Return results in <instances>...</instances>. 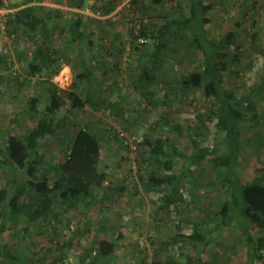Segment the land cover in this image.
<instances>
[{"label":"rangeland","instance_id":"obj_1","mask_svg":"<svg viewBox=\"0 0 264 264\" xmlns=\"http://www.w3.org/2000/svg\"><path fill=\"white\" fill-rule=\"evenodd\" d=\"M139 1L141 6L132 0H120L112 11L104 14L97 10L106 0H87L83 9L70 6L68 0H1L0 5L11 12L34 3L60 7L65 17L82 12L84 26L97 52V57L90 61L94 77L89 88L96 96L107 95L111 103H120L125 112L118 116L114 108L96 109L87 105L75 112L64 107L56 114V120L64 119L66 131L88 127L99 135L103 144L100 166L108 177L104 186L93 188L75 208L58 200L47 220L27 224L24 219L8 215L0 241L10 246L19 264H160L169 257L185 261L190 256L194 258L190 264H246L250 242L261 232L256 227L250 235H244L241 218L236 213L231 226L208 234L213 237L209 244H195L186 237L197 223L199 231L215 230L220 204L230 196L214 166L217 154L212 150L222 143L214 120H208L207 129L200 133L209 155L205 163L189 167L183 156L175 155L172 170L156 163H147L145 168L139 150L124 146V135L134 133L144 137L148 133L169 138L182 151L190 153L194 148L188 133L198 132L190 126L191 120L210 103L201 88L181 83V75L202 60V54L194 50L191 36L186 32L169 37L157 81L144 82L141 64L153 51L155 41L152 38L141 41L133 36V28L159 24L170 11L182 8L189 13L190 9L188 0H180L178 9L177 0ZM204 1L210 6L205 23L209 36L221 38L235 32V43L240 46L239 62H229L225 84L243 98L252 87L264 86V0ZM49 24L56 25L49 45L60 52L63 65L53 81L61 87H70L75 74L84 66L77 48L70 57L64 55L70 37L63 20L55 17ZM180 34L181 48L175 44ZM41 39L13 31L8 25L0 27V146L9 134L34 125L24 109L28 100L38 95L43 101L48 96L41 82L46 76L29 73L36 41ZM231 46L235 53V45ZM252 100L264 111V89L253 94ZM175 122L181 123L184 135L173 129ZM261 139H264V120L254 128H244L239 168L246 181L264 173ZM63 141V135L44 139L47 159H65ZM25 156L23 152L19 165L24 163ZM141 166L145 168L143 171H139ZM202 167L205 170L201 173ZM146 169L168 183L151 187L146 178H141ZM12 174V168L0 167V189ZM174 193L175 201L166 205L165 197ZM102 240L115 243L112 253L101 254ZM0 255L5 264H10L5 254L0 252ZM255 262L262 264L259 260Z\"/></svg>","mask_w":264,"mask_h":264},{"label":"trees","instance_id":"obj_2","mask_svg":"<svg viewBox=\"0 0 264 264\" xmlns=\"http://www.w3.org/2000/svg\"><path fill=\"white\" fill-rule=\"evenodd\" d=\"M87 0H68L70 6L83 9ZM120 0H106L100 10L104 14L112 11ZM161 2V0H154ZM189 13L178 9L180 0H177L176 9L163 16L159 24L143 28L135 26L133 36L152 38L155 47L148 53V59L141 64V76L144 82L154 83L160 72L163 59V50L167 48V40L178 33H189L194 50L202 54V60L191 70L181 75V83L187 87L201 88L204 95L210 100L209 105L197 111L190 126L195 127L197 133L189 131L193 150L188 153L182 151L169 138L145 134L142 141L137 143L138 154L143 157L145 168L147 163H156L165 169L172 170L174 156L181 155L187 166L205 163L209 155L200 138L202 129H207V121L214 120L216 131L221 135V144H217L212 151L217 154L214 166L217 176L223 186L228 187L230 196L220 204L217 212L219 220L213 231H199L196 228L186 237L193 243L209 244L214 231L221 232L231 226L237 213L241 218V230L244 235H250L254 228H260L256 238H252L249 247V257L246 264H256V260L264 264V173L246 181L240 173V157L243 148V131L245 127L254 128L264 120V111L260 104L252 100V95L264 89L263 85L252 87L246 96L239 98L235 89L225 84V72L229 69V62H239L240 46L235 43V32L230 31L221 38L209 36L205 23L206 13L210 6L204 0H188ZM139 6V0H132ZM1 4V0H0ZM59 17L70 37V44L65 57H70L77 48L84 68L75 74L70 87H61L53 81V77L62 69L61 54L49 45L50 37L56 31V25L49 21ZM7 25L13 31H23L31 36H40L36 41L34 56L29 63V73L46 76L41 82L46 87L48 96H33L28 102L25 111L34 125L23 126L19 133L7 136L5 144L0 146V167L12 168L13 174L7 179L5 186L0 189V236L6 230L8 215L24 219L27 224H34L47 220L54 211L58 200L67 203L72 209L77 203L90 194L95 187H102L107 181L108 174L101 169L102 139L92 129L79 127L74 130H65L64 119H55L56 114L64 107L67 111L75 112L90 105L96 109L114 108V113L122 116L125 112L120 103H111L107 95H94L89 88L94 77L90 61L97 57L94 41L87 32L84 15L76 11L71 17L64 16L60 7H51L41 3L26 4L9 13ZM138 32H135V30ZM182 35L175 43L181 48ZM78 46L76 47V45ZM231 44L237 50L233 53ZM264 52V51H263ZM195 53V52H194ZM69 59V58H68ZM102 76L106 72L101 73ZM179 135L185 132L180 122L172 125ZM206 131V130H205ZM204 132V131H203ZM63 135L62 142L66 156L62 161L47 159L43 150L44 139L49 136ZM264 145V139H261ZM128 146V144H124ZM25 152V160L19 165V158ZM141 166L139 171L145 169ZM205 169L202 167L200 172ZM141 178L153 188L167 184L165 178L156 177L154 172L146 169ZM199 172V173H200ZM177 192V187L175 188ZM166 205L175 201V193L165 197ZM182 235V234H180ZM1 240V239H0ZM194 244V245H195ZM102 255L113 252L115 243L102 240L99 242ZM0 252L8 257L10 264H19L17 256L11 253V248L0 241ZM0 264H5L1 259ZM194 260L188 257L181 260L169 257L160 264H190Z\"/></svg>","mask_w":264,"mask_h":264},{"label":"built area","instance_id":"obj_3","mask_svg":"<svg viewBox=\"0 0 264 264\" xmlns=\"http://www.w3.org/2000/svg\"><path fill=\"white\" fill-rule=\"evenodd\" d=\"M11 11L4 5H0V27L6 28L7 27V21H8V15ZM138 32V30H136ZM141 41H146L147 39L143 36L139 37ZM123 135V133L121 134ZM143 136H138L137 134L131 133L123 136V140L125 144H128V146L132 149H136L137 143L142 141Z\"/></svg>","mask_w":264,"mask_h":264}]
</instances>
